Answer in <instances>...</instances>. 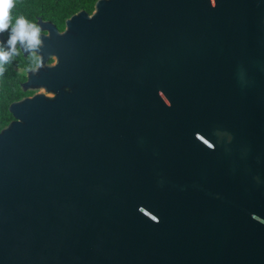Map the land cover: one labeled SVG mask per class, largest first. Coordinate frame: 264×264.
Masks as SVG:
<instances>
[{
  "label": "water",
  "instance_id": "water-1",
  "mask_svg": "<svg viewBox=\"0 0 264 264\" xmlns=\"http://www.w3.org/2000/svg\"><path fill=\"white\" fill-rule=\"evenodd\" d=\"M44 24L0 128V264H264V0Z\"/></svg>",
  "mask_w": 264,
  "mask_h": 264
},
{
  "label": "trees",
  "instance_id": "trees-1",
  "mask_svg": "<svg viewBox=\"0 0 264 264\" xmlns=\"http://www.w3.org/2000/svg\"><path fill=\"white\" fill-rule=\"evenodd\" d=\"M69 2V1H68ZM54 3L51 0H15V4L10 12V26L9 29L3 33H0V47L7 50V41L10 37L11 29L15 26L16 20L23 16L29 23L34 24V14H39V7H47L48 12L53 17L57 24L61 25L62 18L68 15L73 10L83 6L82 3H67L63 2L60 5L57 3L54 7L49 8V5ZM17 47V46H16ZM14 55L11 61L5 65V72L3 76H0V128H2L9 120L11 115L7 110V106L10 102L17 100L25 94H29L30 91H22L19 87V81L22 79L21 74L15 69L19 67L21 69L27 68L33 62L32 59H23L19 54Z\"/></svg>",
  "mask_w": 264,
  "mask_h": 264
},
{
  "label": "clouds",
  "instance_id": "clouds-1",
  "mask_svg": "<svg viewBox=\"0 0 264 264\" xmlns=\"http://www.w3.org/2000/svg\"><path fill=\"white\" fill-rule=\"evenodd\" d=\"M15 4V0H0V33L9 29L10 12ZM17 43L23 49L33 56H37V49L41 45V29L36 24L29 23L23 16L16 20L15 26L12 27L10 37L7 41L8 48L0 47V76L5 72V65L11 61L14 55H17Z\"/></svg>",
  "mask_w": 264,
  "mask_h": 264
},
{
  "label": "flooded vegetation",
  "instance_id": "flooded-vegetation-1",
  "mask_svg": "<svg viewBox=\"0 0 264 264\" xmlns=\"http://www.w3.org/2000/svg\"><path fill=\"white\" fill-rule=\"evenodd\" d=\"M48 1V0H47ZM54 4L51 5V4H48L49 5V8H52L54 7L57 3L60 5V3H63V2H67V3H82L83 6H80L79 8L73 10L72 12H70L68 15H66L65 17L62 18V22H61V25L57 24V21H54L53 17L51 16V14L48 12L47 10V7H45V10H44V7H39L38 11H39V14H34L33 17H34V24L37 25V21H39V27L41 29V35L43 34H46V25L44 23H51L55 29L60 32L63 30L64 28V21L66 18H68L70 15L78 12V11H84L87 15H90L93 10H94V4L97 0H51ZM69 1V2H68ZM45 25V26H44ZM38 26V25H37ZM43 26V27H42ZM43 28V29H42ZM17 49L19 51V54L21 55V57L23 59L25 58H29V59H32L33 62L30 66H28L27 68H24V69H21L19 67H16L15 69H17V71L21 74L22 76V79L19 81V85L20 83H22L24 80H25V73L28 69L34 67L36 64H37V57L36 56H33L31 53L29 52H26L24 55L22 53V51L20 50V47H19V44L17 43ZM52 62V59H48L45 63H51ZM20 87V86H19ZM26 91H30L29 94H25L21 97H24V96H29L33 93V91L31 90H26ZM20 97V98H21ZM19 99V98H18Z\"/></svg>",
  "mask_w": 264,
  "mask_h": 264
}]
</instances>
